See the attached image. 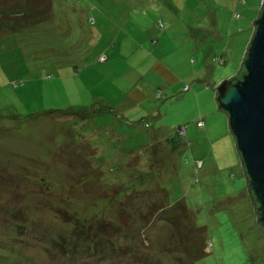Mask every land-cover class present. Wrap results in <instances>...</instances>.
I'll return each instance as SVG.
<instances>
[{
    "label": "rangeland",
    "instance_id": "rangeland-1",
    "mask_svg": "<svg viewBox=\"0 0 264 264\" xmlns=\"http://www.w3.org/2000/svg\"><path fill=\"white\" fill-rule=\"evenodd\" d=\"M21 2L0 0V12ZM50 2L44 20L0 33V264H264V232L212 94L236 70L260 0ZM154 60L186 72L169 82L175 95L152 87L121 113L99 104L129 88L122 68L135 76ZM161 184L165 205L182 197L189 214L145 224Z\"/></svg>",
    "mask_w": 264,
    "mask_h": 264
},
{
    "label": "water",
    "instance_id": "water-1",
    "mask_svg": "<svg viewBox=\"0 0 264 264\" xmlns=\"http://www.w3.org/2000/svg\"><path fill=\"white\" fill-rule=\"evenodd\" d=\"M259 7L239 62L242 71L239 76L220 78L213 87V99L225 115L246 189L255 203L256 220L264 232V0Z\"/></svg>",
    "mask_w": 264,
    "mask_h": 264
},
{
    "label": "crops",
    "instance_id": "crops-1",
    "mask_svg": "<svg viewBox=\"0 0 264 264\" xmlns=\"http://www.w3.org/2000/svg\"><path fill=\"white\" fill-rule=\"evenodd\" d=\"M127 38H129V40H133L132 37L128 36L124 40L121 41V44L127 42ZM152 39L150 40V42L153 45L152 47L156 48L155 44L153 43L154 41ZM110 55H112V54H110ZM110 55L109 56L106 55L105 61L108 60V62H109ZM128 56H129V54L125 55V58ZM241 57H242V55H241ZM146 58H151V53L148 52L147 50H146ZM240 60H241V58H240ZM104 63L108 64L107 62H104ZM238 66H239V63L237 65V68H238ZM237 68H236V70H237ZM200 69H201L200 67L197 70L192 69L193 71H191L190 75H193V74L198 75V73L200 74ZM134 71L135 70H134L133 66H130L129 68L128 67L122 68L120 70V74L122 75V80H123L124 76L126 75V73L131 75L129 78V81L131 82L129 88H127V89L122 88V90L123 89L124 90L122 91V94H121V100H118L117 102H115V101H112V100L107 99V98L99 97L98 99L101 102L99 104H102V105L108 107V109L111 108L110 109L111 111L116 109V110H119V113L125 112L126 107H127V110H129L132 106L139 104L141 101H145V98H146V100H148V97L150 95V88H152V87H156V88L161 87L160 92H165L164 93L165 97H167V96L171 97V96L175 95V93L173 90H171V85L169 82H172V81L174 82L175 80H177L178 77L183 78L185 76L184 74H186V72H185L182 75H177L176 72L173 69L171 70L170 67H166L164 65H161L159 60H154L153 62H150L149 65L146 66V68L142 72L138 73L135 76H132V73ZM235 71L232 74H234ZM232 74H230V75H232ZM225 77H228V76H225ZM165 78L168 80V83L165 82V80H166ZM221 78H223V77H221ZM195 79H198V77L196 76ZM145 92H146V94H145ZM213 93H214V90H212V94ZM129 100H130V102H129ZM126 103H129V104L127 105ZM159 108L160 107L158 106L157 109L148 111L147 112V113H149L148 115L149 116L151 115L152 117L157 118L156 115H154V114H158L160 112ZM218 111H220V110H218ZM220 113H223V112H220ZM158 116H159V114H158ZM154 120H156V119H154ZM201 120L203 122L202 126L205 127L206 126L205 120H203L202 118H201ZM225 122H226V119H225ZM208 123H209V121H208ZM134 128L136 130L133 133H131V136L134 135V137L136 138L135 142H141L138 146H136L137 147L136 151L142 153V151H144V144L146 143V129L140 125L134 126ZM155 131H156L155 128L150 129V131L147 132V136H151L153 134V135H155L154 140L159 141L160 139H156V138H158V135H157L158 133ZM227 132L229 133L228 130H227ZM227 132L224 128L223 133H227ZM142 134H144L145 139H142V137H140V136H142ZM117 136H118V134H117ZM232 140H233V137H232ZM233 148H234V151L236 153V161H238L240 169L242 171L240 161H239V157H238V154L235 150L234 143H233ZM131 153H133V152H131ZM241 173L243 174V172H241Z\"/></svg>",
    "mask_w": 264,
    "mask_h": 264
},
{
    "label": "trees",
    "instance_id": "trees-1",
    "mask_svg": "<svg viewBox=\"0 0 264 264\" xmlns=\"http://www.w3.org/2000/svg\"><path fill=\"white\" fill-rule=\"evenodd\" d=\"M50 10H51L50 0H24V2H21L17 5H15V7H13V8H8L5 10H2V12H0V33L2 34V32H13L19 28L27 27V26L31 25L32 22L37 20V19H43L44 20L45 18H47L49 16ZM259 10H260V7L258 8V11ZM46 12H47V14L44 15ZM101 55H103V54H101ZM105 56L106 55H104V58H106ZM101 59H103V58H101ZM241 71H242V67L239 65L236 73H234V74L236 76H239ZM234 74H232V75H234ZM211 85H212V83H211ZM182 87L183 86H181V88ZM155 89H158L156 91V95H159L160 89L159 88H155ZM71 112H75V111L71 110ZM198 119H201V118H198ZM198 119H196V121ZM196 121H195V125H196ZM146 123L147 122H144V124H146ZM202 125H203V123H202ZM179 126H183V129L185 131V124H181ZM179 126H177L175 129H177ZM170 139L173 140L174 138H170ZM136 146H138V145H136ZM136 146H135V148H137ZM160 189L162 190L163 193H162V195L157 197L158 200L157 199L156 200L150 199L151 202H148V204H147L146 216L144 217L145 218L144 219L145 224L147 222H150L155 216H157L159 214H160V216L164 215L165 218L171 222L173 220V222L175 223L179 220V218H178L179 215L177 218L174 216V214L177 212L178 208L183 209L186 211V213H188L187 209L185 208L184 200L182 197L174 199L172 201V203H170L169 205H165L167 203V201H166L167 200V193H166L165 188L162 186V184L159 186L158 190L160 191ZM155 191H156V189L148 191V192L150 194H153V192H155ZM148 192H146V193H148ZM248 194L250 197V202L252 203V206L254 209L255 203L253 201H251V199H253V197L251 196L249 190H248ZM124 214H126V212H124ZM190 218H191V215H190ZM123 220L126 221L124 216H123ZM57 241L60 244V247H62L64 249L65 244L62 243V239L60 240L57 238Z\"/></svg>",
    "mask_w": 264,
    "mask_h": 264
},
{
    "label": "built area",
    "instance_id": "built-area-1",
    "mask_svg": "<svg viewBox=\"0 0 264 264\" xmlns=\"http://www.w3.org/2000/svg\"><path fill=\"white\" fill-rule=\"evenodd\" d=\"M238 14H235V16H237ZM158 25H160V22L158 21ZM187 87V85H183V89H185ZM202 120L201 119H198L197 121H196V124L197 125H202ZM178 131L180 130L181 132H183L184 131V129H183V126H179L178 128Z\"/></svg>",
    "mask_w": 264,
    "mask_h": 264
}]
</instances>
